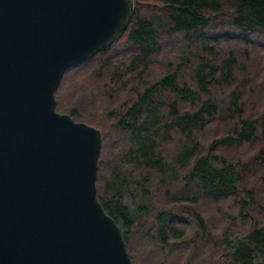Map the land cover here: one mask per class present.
Returning <instances> with one entry per match:
<instances>
[{"label":"trees","instance_id":"1","mask_svg":"<svg viewBox=\"0 0 264 264\" xmlns=\"http://www.w3.org/2000/svg\"><path fill=\"white\" fill-rule=\"evenodd\" d=\"M55 93L134 264H264V0H135Z\"/></svg>","mask_w":264,"mask_h":264},{"label":"water","instance_id":"2","mask_svg":"<svg viewBox=\"0 0 264 264\" xmlns=\"http://www.w3.org/2000/svg\"><path fill=\"white\" fill-rule=\"evenodd\" d=\"M135 0H0V264H134L97 195L102 131L56 108Z\"/></svg>","mask_w":264,"mask_h":264}]
</instances>
